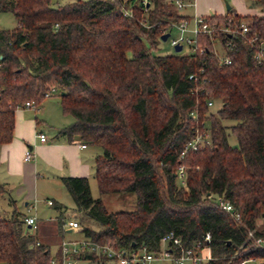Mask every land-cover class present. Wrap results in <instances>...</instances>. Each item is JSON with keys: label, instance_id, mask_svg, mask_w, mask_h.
<instances>
[{"label": "trees", "instance_id": "1", "mask_svg": "<svg viewBox=\"0 0 264 264\" xmlns=\"http://www.w3.org/2000/svg\"><path fill=\"white\" fill-rule=\"evenodd\" d=\"M149 2L145 12L141 0H0V12H12L17 22L0 29V144L13 137L16 106L41 103L55 86L64 92L62 111L74 119L58 134L79 135L102 150L95 160L100 194H135L134 209L113 211L92 196L87 177H62L84 223L78 231L95 242L151 251L173 231L184 246L201 241L209 248L208 264H241L249 257L264 264V249L249 235L264 237V65L240 34L221 36L232 43L229 64L219 63L204 35L202 53H155L163 29L188 16L174 0ZM247 2L260 13L241 16L231 8L210 19L232 26L245 20L246 36L264 42V0ZM197 127L209 131L210 144L181 157ZM180 164L185 184L178 179ZM218 197L234 211L223 209ZM24 217L17 209L0 215V264L50 260L49 246L37 244Z\"/></svg>", "mask_w": 264, "mask_h": 264}, {"label": "crops", "instance_id": "2", "mask_svg": "<svg viewBox=\"0 0 264 264\" xmlns=\"http://www.w3.org/2000/svg\"><path fill=\"white\" fill-rule=\"evenodd\" d=\"M228 1L231 8L241 16L260 13V9L251 6L247 0ZM184 2L185 6L179 12L188 16V20L195 15H225L228 11L225 0H184ZM187 5L194 8L190 9L191 11L187 10ZM56 105L57 110L61 111L60 101ZM47 106L43 109L44 112L40 111V107L37 111L15 110L13 137L10 141L0 144V197H5L11 207L5 210V217L10 216L13 209H17L24 216H36L39 222L42 218L38 215L37 202L41 196L48 194L46 203L48 206H53L56 213L45 219H58L62 212V230L70 233L75 230L67 224V221L79 219L80 214L76 209L73 213L68 212V208L58 202L61 191L66 188L62 177H87L89 180L95 178V160L101 149L96 145L85 143L79 135L70 138L59 135V130L70 123L57 122L56 107H53L56 114L54 116L50 107L47 111ZM41 132L46 134V141L39 139L38 134ZM83 143L86 144L85 147H82ZM27 149H31L33 153L30 160L24 159ZM49 200H52L53 204H49ZM57 204L63 205L61 210L56 208ZM27 228L29 232L32 231ZM57 229L59 230L58 224ZM34 234L38 235L36 230ZM38 240L43 242L40 238ZM208 252L210 251L207 249L205 254ZM58 253L59 250L56 254ZM160 262L164 261H159L157 264ZM103 264L112 263L105 260Z\"/></svg>", "mask_w": 264, "mask_h": 264}, {"label": "built area", "instance_id": "3", "mask_svg": "<svg viewBox=\"0 0 264 264\" xmlns=\"http://www.w3.org/2000/svg\"><path fill=\"white\" fill-rule=\"evenodd\" d=\"M141 2L146 6L145 12H147L149 0H141ZM178 10L182 9L185 6L184 0H174ZM125 14H130L129 9H124ZM211 15H195L191 20L182 19L179 22H174L170 27L163 29L162 35L169 32L167 40L170 45L174 48L177 45H181L182 49L188 47L190 53H202L204 51L203 45L199 42V37L201 35L208 36L212 43L214 53L221 65L231 63V57L228 55L227 50L232 47L231 40H223L221 37L223 34L228 33L230 36L240 34L245 37L246 43L254 49V58L256 61L264 65V42L259 41L256 35L246 36V33L249 31L247 21H240L239 26H232L231 23L228 25H223L218 20H211ZM143 23L146 24L144 21ZM175 32V34H173ZM216 42H219L222 46V52H220L216 47ZM2 54H0V67L2 65ZM199 71H203L201 68ZM197 73H190L189 79L195 81L198 80ZM195 91L198 90V85L194 87ZM59 89L55 86H52L46 93L45 96H51L54 93H58ZM215 103L213 98H208L206 104L211 108ZM39 103L34 100H26L22 104H18L16 109L30 108L34 111L39 110ZM192 117L198 120L197 112L194 111L191 113ZM38 137L41 141H46L47 136L44 133H39ZM210 144V133L207 130H201L200 127L195 129L193 137L186 143L184 150L181 153V157L184 156L188 150H197L201 147ZM86 144L83 143L82 147H85ZM33 157L31 149H27L24 155L25 160H30ZM178 179L182 184L186 182V169L183 164H180L177 168ZM219 205L228 212L234 211V206L229 201L222 199L221 197L217 198ZM49 204H53L52 200L48 201ZM236 217H239V214H235ZM67 224L74 230H77L81 227L79 219H73L67 221ZM24 227L30 225L31 233L34 234V231L37 228V217L33 215H28L24 217ZM249 235L254 238L255 246L264 249V237L257 236L255 237L253 232H250ZM211 239L210 233H207L204 236V241L209 242ZM171 242V244H170ZM40 242L38 241L37 244ZM202 242L199 241L195 246H184L182 240L179 236H176L173 231L166 233L161 238V248L159 251H151L147 247L140 248H125V247H116L111 243H99L95 242L89 237L83 236L80 239L69 240L63 238L60 244V250L58 254L51 255L50 260L47 263L40 264H76L81 260L85 259L87 255H94L98 258L96 261H92L95 264H103L101 259L110 261L112 264H157L159 261H171L173 264H184L185 261L189 260L196 264H201L203 261H209L212 259L211 253L204 254L203 250L210 251L209 248H202ZM259 259L255 257H249L243 259L241 264H256Z\"/></svg>", "mask_w": 264, "mask_h": 264}, {"label": "rangeland", "instance_id": "4", "mask_svg": "<svg viewBox=\"0 0 264 264\" xmlns=\"http://www.w3.org/2000/svg\"><path fill=\"white\" fill-rule=\"evenodd\" d=\"M60 2L70 1V0H58ZM189 2V1H188ZM194 7H191L187 5L186 9L190 10ZM191 11V10H190ZM17 25L16 19L12 12L6 11V12H0V29H13ZM175 34V32H173ZM217 49L222 52V46L219 42H216ZM188 47H184L183 50L176 51L173 46L170 45L168 40H160L158 44V48L154 51L157 54H172V53H184L188 52ZM60 91L58 93H54L51 96L45 97L41 103H39V107L41 108L40 111H43V109L47 106V111L49 110V107L51 109V113L56 116L55 111H53V107H56L55 110L57 111L58 120L57 122H69L70 124L73 122V117L70 114H66L64 112L57 110L58 106L56 105L60 101ZM218 107L217 102L214 103V105L210 108L212 111L216 110ZM24 110H32L30 108H24ZM33 111V110H32ZM59 111V112H58ZM44 112V111H43ZM52 115V116H53ZM38 116H40L38 114ZM233 121L225 120L224 123L227 125L232 124ZM206 127L209 129L210 127V121H206ZM229 141L232 145H235L237 143L236 138L233 134H230ZM101 149V148H100ZM102 151V150H101ZM90 182V189L91 194L94 198H101L105 204V206L109 210L117 211V210H132L135 208V194L134 193H115V194H100L99 188L96 182L95 178H91L89 180ZM48 197V194H45L40 197L38 200V215L42 218L41 221L37 222L38 227L36 228L37 231V238L41 239L46 245L50 247V252L52 255L56 254L58 250H60V244L63 238L73 240V239H80L84 235L80 231H72L70 233L67 232H59L57 229V221L58 219H51L46 220L45 217H48L49 215L54 216L56 213V209L53 206H48L46 203V198ZM58 202H61L68 208V212L73 213L76 209L75 202L71 194L67 191L66 188H64L61 193L60 197L58 199ZM11 209L9 206V203L7 199L4 197H0V213L2 216L4 215L5 210ZM79 220L81 221L80 215L78 216ZM71 218V217H69ZM83 225L84 223L81 222ZM87 224L93 228H97L98 224L94 220L87 221ZM39 241V240H38ZM41 243V241H39ZM207 250H203V253L205 254ZM260 263V260L257 261L256 264ZM76 264H95L92 261L84 260V261H78ZM160 264H173L171 261H164L160 262ZM184 264H196L194 262H191L189 260L185 261ZM203 264H208L206 261Z\"/></svg>", "mask_w": 264, "mask_h": 264}, {"label": "water", "instance_id": "5", "mask_svg": "<svg viewBox=\"0 0 264 264\" xmlns=\"http://www.w3.org/2000/svg\"><path fill=\"white\" fill-rule=\"evenodd\" d=\"M225 4H226V8H227V10H230V9H231V5L229 4V1H228V0H225ZM169 34H170L169 32L164 33V34L161 36V39H162V40H167ZM181 49H182V46H181V45H177V46L175 47V50H176V51H180ZM60 94H61V95H64V92H61ZM28 227L30 228V225H28ZM170 244H171V242H170Z\"/></svg>", "mask_w": 264, "mask_h": 264}]
</instances>
